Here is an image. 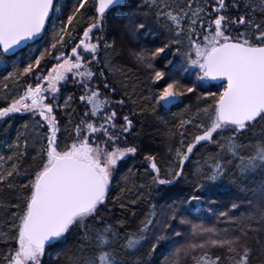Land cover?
<instances>
[{"label":"snow or ice","instance_id":"obj_1","mask_svg":"<svg viewBox=\"0 0 264 264\" xmlns=\"http://www.w3.org/2000/svg\"><path fill=\"white\" fill-rule=\"evenodd\" d=\"M118 6L122 0H74L62 15L61 0H0V64L12 62L0 77V124L10 128L17 114L32 121L31 143L25 122L8 145L12 154L0 155V264H156L166 243L163 264L189 255L197 264H264V241L249 239L264 231V182L250 189L251 212L236 215L241 203L231 215L219 212L229 227L188 219L206 204L215 215V182L264 172V0H139L127 15ZM112 12L126 20L117 25L125 37L151 44L129 41L127 57L142 70L134 79L105 34ZM212 81L218 90L205 91ZM69 82L83 105L71 131L75 97L62 94ZM193 97L203 103L166 119ZM59 110L68 115L63 131ZM149 116L166 133L163 156L129 140ZM30 148L33 163L22 167ZM138 155L143 172L122 173L119 162ZM145 202L135 231L104 215L109 203L131 211ZM177 224L200 241L178 246L185 233ZM69 237L75 243L57 251Z\"/></svg>","mask_w":264,"mask_h":264},{"label":"trees","instance_id":"obj_2","mask_svg":"<svg viewBox=\"0 0 264 264\" xmlns=\"http://www.w3.org/2000/svg\"><path fill=\"white\" fill-rule=\"evenodd\" d=\"M139 0H126L122 3V6H118L122 8L123 15H127L129 11H133L136 9V5L138 4ZM74 3V0H61L62 4V15L64 13L70 14L72 4ZM119 13L112 12L108 16V24H107V30H106V36L110 40H115V49L114 51L121 52V56L115 58V62L117 64H122L125 66L127 74L130 78L135 77L136 74H139L142 70L138 69L135 64H131L132 61L127 57V50L129 47V41L131 40L132 44L135 45L137 43H145V46H151L150 43L145 42L141 38H131V37H125L123 35V30L120 27H117V25L126 23V20L118 19ZM66 19V16H64ZM59 24V21H57V25ZM50 29L49 35H51V25H48ZM150 40V38H148ZM34 48L36 46H33ZM26 51V50H25ZM39 51H43V47H40ZM39 51H33L30 53L31 55H39ZM24 59H27V56H24ZM158 66L163 68V64L158 61ZM12 71V62L9 60L7 64H0V77L3 75H7L8 72ZM214 85H210L209 88H207L205 91H215ZM66 93L63 96H67L69 94L74 95L75 99L72 102L71 107L75 109L74 112H71V118H72V125L69 126L70 131L74 127L75 123L79 119V115L82 109V104L79 102V94L78 91L75 89L67 88ZM119 98V97H115ZM197 103H203L201 101H197L195 97H193L191 100H185L183 103H180L178 106H173L171 109V112L168 114L166 119H168L170 122L175 120V117H173L172 113H178L181 109L185 107V105H191L193 109H195V106ZM126 111V110H125ZM57 117L61 122V129L63 131V128L67 125L68 121V115L66 114L65 110H59L57 113ZM143 124L137 123L136 124V130L135 133L129 137L130 141H133L141 148L143 151L152 150L153 152H158L161 156L164 155L166 152V140L167 136L162 127H158L152 117H143ZM27 122L29 124V130L28 133H25L28 135L29 143H31V124L32 121L29 118L27 114H17L16 117L10 122L11 127H7L4 124H0V155H11L12 150L9 149L8 145L13 144L15 142V138L18 135L19 132H24L23 125ZM7 129V130H5ZM194 131V129H193ZM257 137L260 136L261 129L257 128L256 130ZM69 143L71 142L70 138L67 136L64 137ZM247 142V141H246ZM203 151V150H202ZM32 155L34 153L32 152L31 148L29 149V157L26 159L22 167L27 166L29 164H32L33 161L31 159ZM142 161V156L138 155L135 158H125L124 161L119 162L120 170L122 173L127 172V169L130 167L139 168L140 172H143V168H140V163ZM189 171H191V168H189ZM236 171L235 169L233 170ZM236 180V183L233 184L232 180ZM264 182V172L257 171L255 174L250 175L247 179L240 178L238 176V173L236 176H233L231 173L228 177L223 178L217 182L212 187V191L208 193V199L211 201H215V204L212 205L215 211V215L208 212V205H204L203 207H198L196 211L192 212V214L188 217L194 224L196 225H203L204 227H216L218 229H223L225 227H229V222L224 218H219V212L221 211H229L230 215L231 212V204L232 203H241L244 205V207H241L240 209L236 210L235 214L239 215L240 213H249L252 211V208L247 206L248 200H253V203L255 204V199L252 195V192L250 189L257 188L260 183ZM180 187H184L186 189V186L181 185ZM116 193L113 192V195ZM172 195H177V192L175 190L172 191ZM179 195H183V193H179ZM108 208L110 211L104 213V215L112 222L113 224H116L117 220H124L125 223L129 226V230L135 231L137 225L139 224V221L143 219L144 214L149 209V204L147 202L140 203L137 205L132 206V210L128 211L127 209H121L119 207V204H112L109 203ZM135 212L136 216L133 217L132 213ZM252 227H260V224L258 221L253 222L251 225ZM177 230L182 231L185 233V238L181 240V238L176 237L175 239L179 241L178 246L183 245L186 242H199L201 239V235L199 232L193 233L192 228L190 225H179L177 224ZM249 239L251 241H255L256 239H260L261 241H264V231H260L259 233L256 232H249ZM75 243L74 237H69L67 245H60L57 248V251L71 246ZM51 251V250H50ZM203 251H208L209 254H216V255H224V250L222 249H211L207 248ZM171 255V252L169 251L168 244H164L160 248L157 249V252L154 254L153 259L155 260L156 264H163L164 255ZM55 251H52V256L55 257ZM201 251H197L194 253L196 257H199L201 255ZM63 264V262H62ZM183 264H197V261L193 259L192 255L187 256L183 260ZM227 264V261H226ZM252 264H260V260L254 258L252 260Z\"/></svg>","mask_w":264,"mask_h":264},{"label":"flooded vegetation","instance_id":"obj_3","mask_svg":"<svg viewBox=\"0 0 264 264\" xmlns=\"http://www.w3.org/2000/svg\"><path fill=\"white\" fill-rule=\"evenodd\" d=\"M131 64H134L133 62L131 63ZM172 66L171 65H169L168 66V68L170 69ZM210 85H214V86H216L215 87V91H217L218 90V84H212V83H210ZM67 88H73V89H75V90H77L78 91V94L80 95L81 94V90L80 89H78L77 87H74L73 85H72V83L71 82H69L63 89H62V94L64 95L65 93H66V89ZM214 91V92H215ZM65 97V96H64ZM82 108H83V106H82Z\"/></svg>","mask_w":264,"mask_h":264},{"label":"water","instance_id":"obj_4","mask_svg":"<svg viewBox=\"0 0 264 264\" xmlns=\"http://www.w3.org/2000/svg\"><path fill=\"white\" fill-rule=\"evenodd\" d=\"M124 1H126V0H122V3H123ZM210 83H212V84H217V82H215V81H212V82H210Z\"/></svg>","mask_w":264,"mask_h":264}]
</instances>
